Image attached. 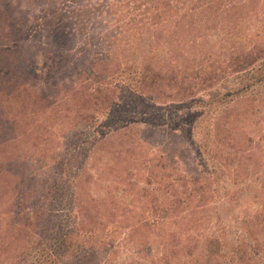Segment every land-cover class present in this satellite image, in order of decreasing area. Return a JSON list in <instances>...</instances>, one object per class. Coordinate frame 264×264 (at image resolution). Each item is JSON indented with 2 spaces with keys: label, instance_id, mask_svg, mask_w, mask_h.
I'll return each mask as SVG.
<instances>
[{
  "label": "rangeland",
  "instance_id": "1",
  "mask_svg": "<svg viewBox=\"0 0 264 264\" xmlns=\"http://www.w3.org/2000/svg\"><path fill=\"white\" fill-rule=\"evenodd\" d=\"M225 1L229 4L231 0ZM225 1L3 0L12 6L20 2V9L18 5V13L14 16L24 14L26 21L29 19L24 21L26 35L22 31L11 39L13 44L7 41L11 48L18 44L22 46L26 41L22 54H38L39 62H42L45 49L59 51L66 57L63 67L71 66L72 62L78 63L79 68L85 66L84 69L88 70L82 76L87 80L90 72H96L105 91H98L89 80L88 91L84 92L77 83L72 85V82H77L75 77L67 83L83 91L84 97L77 103L73 87L68 89L66 96L62 91L60 102L53 99L43 106H29L28 97L21 96L19 118L28 120V125L13 138L5 134L1 142L0 179L3 174V180L9 179L11 183L0 201L1 208L5 207V211L13 204L22 205L24 195L13 187L25 186L33 177L48 183L55 180L54 187L60 182V177L62 182L68 181L64 174L72 176V171L65 170L62 176L55 173L58 161L51 155L53 149H63L66 143H70L71 151L75 148V154L79 155L86 142L96 144L95 139H102L115 128H126L128 134H113L108 138L109 144L97 145L93 154V150L89 151L92 146L87 151L91 157L87 169L93 184L91 197L83 208H90L87 215L91 217L103 214L100 218L109 227L97 234L98 239L94 243L96 234L84 226L82 236H78L84 250L91 243L107 254L115 248L118 253L109 264H166L167 243L177 242L180 248L183 246L181 242L187 238L218 236L224 242V251L230 256V247L244 232V226L257 223L259 218L252 215L264 212V104L256 108L249 103L234 105L233 102V107H229L233 115L227 127L224 128L223 124L217 128L211 126L216 114L236 98V93L229 92L239 77L235 56L255 41V32L264 33V0H254L245 5L243 0H237L241 6L235 10L229 8ZM152 16L154 23H151ZM143 19L145 21L140 23ZM20 39L24 41L20 43ZM261 45L262 41L257 44ZM100 57L104 60L100 62L97 59L96 64L91 65L95 58ZM247 58L253 60V71L249 68V72L261 76L264 57L257 54ZM145 67L152 71L148 80L150 87L144 95L138 92L136 78ZM189 78L207 81L199 86L195 97L180 104L182 98L179 101L173 98L181 94L182 81ZM254 79L257 78L250 81ZM209 89L217 91L211 98L197 99L208 96L206 92ZM90 95H95V98L88 99ZM163 95L172 97L165 101L157 99ZM84 99L87 103L81 107ZM58 104L70 109L79 104L77 107L82 109L70 119L63 113H57ZM174 105L181 108H169ZM197 122L202 130H198ZM176 126H179L177 134L174 131ZM73 128L75 135H70ZM193 131L194 138H190L188 134ZM224 137H228L227 143L236 144L244 154L248 153L238 169L233 165L230 167L232 158L214 156L216 142ZM101 146L106 147L101 149ZM8 158H11L9 162ZM164 158H169L177 166L172 179L167 177L160 185L151 186L154 191L142 197L138 190L144 187L149 170L141 168V164L149 162V165H156L165 161ZM125 165L133 170V181L126 179ZM177 178L195 191L191 195L193 202L186 200L183 204L185 208L189 207L185 214L196 212L188 217L184 214L175 216L168 211L170 194L176 192L174 194L181 199L188 197L187 193L180 194L184 188L182 185L172 184ZM21 180L22 184H18ZM68 185L66 183L63 189L66 198L63 200L65 212H62V217L72 222L74 213L69 209V194L74 187ZM38 201L46 205L45 198ZM34 203L33 197L30 204ZM199 204L203 207H198ZM39 208L42 211V206ZM45 217L52 235L55 232L59 234L64 222H57V218H49L48 215ZM195 218L197 222L193 226L188 223ZM145 219L153 222V235L149 239V233L146 238L149 244H139L130 239V230L141 229L139 222ZM1 221L4 224L0 226V245L5 243L6 236H12L8 230L13 219L3 214ZM147 233L137 232V237L143 238ZM172 246L174 244L169 248ZM35 256L38 258L39 252ZM69 260L70 264H79ZM95 261L92 259L87 264ZM191 264H196V261Z\"/></svg>",
  "mask_w": 264,
  "mask_h": 264
},
{
  "label": "trees",
  "instance_id": "2",
  "mask_svg": "<svg viewBox=\"0 0 264 264\" xmlns=\"http://www.w3.org/2000/svg\"><path fill=\"white\" fill-rule=\"evenodd\" d=\"M210 1L216 3L225 0ZM251 1L254 0H243V3L245 5ZM197 2L200 3L201 0H197ZM226 3L227 2L225 1V4ZM18 5L20 9V2H18V4H13V7L11 4H5L3 0H0V150L2 147L1 142L5 134H10V137L13 138L16 134L21 133L19 131H21L23 127V129H26V126L28 125V120L19 118V110L21 108L20 98L22 95H26L28 97L29 106L36 107L38 104H40V106L48 104L53 99H55V101L59 100L60 102L62 91L63 96L68 95V89L73 87L72 85L75 83L83 87L82 90L84 92H87L89 88L88 83L89 80H91L98 88V91L100 89L105 91L103 84H101L103 82L100 80V75L96 72L93 74L89 71L90 77L87 80L82 76L86 74L84 71L88 70L84 69L85 66H83V68H79V65H77L78 63L72 62L71 66L67 64L63 67V62L66 61V57L58 53L59 51L54 52L50 49H45V52L42 54V62H39L40 56L38 54H22L25 52L23 45H25L26 42L23 39L19 40L20 43L24 41L22 46L18 44L11 48L9 46L10 42L7 41H12L13 44L14 40L11 39L16 35V33H20L22 31H24L26 35L25 25L26 22L29 21V19L26 21L27 16L24 17V14L14 16V13H18ZM226 5H229V8L232 10H235L240 4H237V0H231L229 1V4ZM169 7L172 8L170 3ZM156 11H159V9H156ZM24 21L26 22L24 23ZM144 21L145 19H143L140 23H143ZM151 21V23H154L153 16L151 17ZM146 23L150 22L147 21ZM145 26L149 25L145 24ZM253 35L255 36V41H251L253 42L252 44L244 47L235 56L236 72L239 77L237 83L232 85V90H229V92L236 93V98L228 103L223 111L216 114L214 122L212 123L213 126H211L212 128H217L222 124L224 125V128L227 127V123L233 115L232 111L229 110V107H233V102L234 105L249 103L251 107L256 108L264 104V73L259 76L257 74L253 75V73L249 72V68L253 71L251 68L253 60L247 58L248 56L252 57L257 54L264 57V33L255 32ZM250 38L251 36L248 37V39ZM260 41L263 42V45L257 46ZM76 59L77 58H74V60ZM97 59L100 62L104 60L103 57L95 58L91 65H95ZM240 68H243V70H238ZM75 69H78L79 71L77 72ZM151 71L152 70L149 67H145L142 71L137 73L138 77L136 78V83L139 93H143L145 95V91L148 87H150L148 80L151 78ZM244 72H247V74L244 75ZM75 77L77 82H72V85L67 83L68 80L74 79ZM252 78L257 79L250 81ZM206 81L207 79L200 80L197 78L183 80L181 87L179 88L181 94L173 99L179 101L182 98L179 101L180 104L190 101L196 96L199 86L203 85ZM73 89L76 90L73 92V97L77 103L80 98L84 97L83 91L81 89L78 90L75 87H73ZM64 91H66V93ZM216 91L217 90L209 89L206 92V95L208 96H201L197 99L203 101L211 98L213 92ZM171 97L172 96L167 97L163 95L162 98L157 99L165 101ZM90 98L94 99L95 95H90L88 99ZM86 101V99L83 100L81 107L87 103ZM54 105H56V103ZM78 105L79 104L74 105L72 109H70L68 107L64 108L63 105L58 104L57 113H63L71 119L73 116L78 114L77 112L79 110L82 109L78 108ZM169 108H175L178 110L181 107L174 105V107ZM255 115L256 114H252V116ZM197 124L199 130V122H197ZM177 128H179V126L174 128L176 134L179 133V129L177 130ZM126 131H128L126 128H115L112 132L110 131L105 136H102V139H95L96 144L86 142L82 154L79 155L75 154V148L71 151L69 148L70 143H66L63 149H53L51 155L54 160L58 161L55 173L62 176L63 171L65 170L73 172L72 176L67 173L64 174V177H67L68 181L62 182V177H60V182L58 181L56 187H54L55 180L52 183H48L45 180H39L37 177L31 178L29 180V184L25 186L13 187L14 189H18V191L20 190V193L24 195V202L20 206L13 204L5 211V207L1 208L0 204V226L4 224V221H1V216L3 214H5L7 218L10 217L13 219V224L8 230V233L12 234V236H10V238L6 236L4 238L5 243L0 245V264H70L71 262L69 259L74 262H78L79 264H87L92 259H96L93 264H109L108 262H113L112 260H114L115 255L118 253L115 248L107 254L106 251L99 249L98 246L91 243L88 244L89 246L85 251L83 248L84 245L80 243L78 236H82L81 229L85 226L89 231H94L96 234L94 235L93 240L95 243L98 239L97 234L105 232L109 227V225L105 223V220L100 218L103 217V214L92 215L91 217L90 215H87L90 208H83L85 202L91 197L90 192L93 184L92 176L88 174L87 169V163L91 158L90 155L87 154V151L92 146L89 151L93 150V154L97 145H104L106 143L109 144L108 138L111 137V135L121 134L123 132V134H128ZM75 132L76 130L73 128L70 130L69 134L75 135ZM182 134L177 135L178 139ZM98 135H100V133ZM188 135L190 138H194V131L189 132ZM228 137L221 138L216 142L215 146H217V148H215L214 156H219L223 159L232 158L233 161L230 164V167L233 165L234 168L238 169L241 165V160L248 157V153L246 152L247 154H244L242 149L236 144L227 143L226 140ZM106 146H101V149H104ZM198 153H200V151H198ZM236 157H240V159L236 160ZM5 159L6 158H3V160ZM10 160L11 158L7 159L8 162ZM164 160L165 161H159L156 165H149V162L141 164V168L149 170V176H147L148 178L144 187L138 190L142 197L146 196V194L149 195L150 192L154 191L150 189L151 186L155 187L160 185L164 182L163 179L167 177L172 179V172L177 168V166L173 163V161L169 160V158H164ZM116 168L117 166L113 169L115 170ZM236 169H233V171ZM124 172L126 174V179L133 181V170L130 171L125 165ZM3 177L4 175L2 174V180L0 179V201L4 198L7 189L9 188V184H11L9 179L3 180ZM66 183H69L68 186L72 185V187H74L73 192L69 194L71 205V208L69 209L71 210V213H74V220H72V222L63 219L62 217V212H65L63 200L66 196L63 189ZM18 184H22V180ZM172 184L175 186L182 185L184 188L180 194L187 193L188 197L181 199L179 195L174 194L176 192L170 194L171 200L167 201L168 211L175 216L184 214L185 217H188L195 214V211H190L188 214H185L189 207L185 208L183 205L186 200L190 203L193 202V200H191V195H193L195 191L191 188L189 189V185L182 183L178 178L173 180ZM66 190L68 191V189ZM33 197L35 199V203L30 204ZM39 198H45L46 205L40 203L38 201ZM39 206H42V211ZM198 207H203V204H199ZM45 215H48L49 218H57V222L60 220L64 222L62 230L59 234L55 232L52 235L49 231L47 225L50 223L45 219ZM252 216L253 218H259L257 223H248L244 226V232H241L242 234L239 235L236 243L230 247V256L229 253L227 255V251H224L226 247L223 244V240L218 236L206 237L203 239L187 238L185 241L181 242L183 246L180 248L177 247V242L174 241L165 245L168 250V254L164 256L165 263L191 264L192 261H196V264H264V212H257ZM196 222L197 220L195 218V220H189L188 223H192L191 225L193 226ZM65 223H68L67 226H65ZM152 223L153 222L146 219L140 221L139 227L145 230L138 228L131 229L130 239L132 241H138L139 244L147 243L146 238L149 233L151 235L149 239L153 235L151 231L154 228V224ZM201 224L202 222L199 223V225ZM140 231L148 233L143 236V238H140L137 237V232ZM54 236L57 237L53 238ZM53 239L54 244H52ZM173 244L174 246L169 248V246ZM102 245H104V243ZM36 252H39L38 258L35 256Z\"/></svg>",
  "mask_w": 264,
  "mask_h": 264
}]
</instances>
